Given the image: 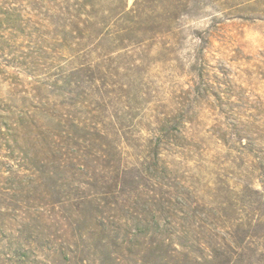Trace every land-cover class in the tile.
Returning <instances> with one entry per match:
<instances>
[{"label":"rangeland","instance_id":"374dc122","mask_svg":"<svg viewBox=\"0 0 264 264\" xmlns=\"http://www.w3.org/2000/svg\"><path fill=\"white\" fill-rule=\"evenodd\" d=\"M135 1L0 0V264H101L122 209L264 264V0Z\"/></svg>","mask_w":264,"mask_h":264},{"label":"trees","instance_id":"16d2710c","mask_svg":"<svg viewBox=\"0 0 264 264\" xmlns=\"http://www.w3.org/2000/svg\"><path fill=\"white\" fill-rule=\"evenodd\" d=\"M142 1L145 0H136L135 5L140 6ZM154 1L162 8V13L159 14L162 18L160 17L161 20L156 24V29L160 30L167 28L166 18L182 15L190 0ZM8 16L11 14L0 11V24L3 22L6 24ZM34 168L36 172H40L44 166L37 164ZM82 206H84L82 201L76 205L79 212ZM95 213L90 216L91 229L86 232L89 233L87 237L89 243L83 242L82 230L78 229L77 235L88 255H101L98 256L101 257V264L106 260L109 264H248L245 250L249 248L237 242H228L231 241L229 237L233 238L228 233L226 235L214 233L215 240L212 243L202 237L201 233L204 232L194 226L187 229L162 226L160 216L156 214H150L152 217L146 213L127 216L129 212L122 209L123 220L127 222L134 220L135 223L133 227L123 224V227L118 228L111 224L109 216L102 215L101 212ZM82 251L84 249L75 245L74 253L77 256ZM52 253L68 259L73 251H69L68 246H61L59 249H53ZM77 261L81 264L83 259Z\"/></svg>","mask_w":264,"mask_h":264}]
</instances>
